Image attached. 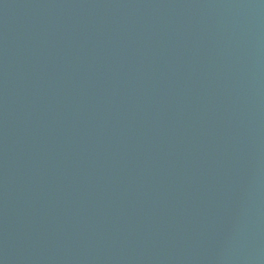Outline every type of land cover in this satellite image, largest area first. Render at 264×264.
Wrapping results in <instances>:
<instances>
[{"label":"water","instance_id":"obj_1","mask_svg":"<svg viewBox=\"0 0 264 264\" xmlns=\"http://www.w3.org/2000/svg\"><path fill=\"white\" fill-rule=\"evenodd\" d=\"M0 264H264V0H0Z\"/></svg>","mask_w":264,"mask_h":264}]
</instances>
